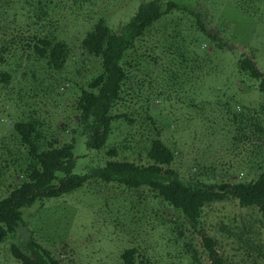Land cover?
I'll return each instance as SVG.
<instances>
[{
  "label": "trees",
  "instance_id": "16d2710c",
  "mask_svg": "<svg viewBox=\"0 0 264 264\" xmlns=\"http://www.w3.org/2000/svg\"><path fill=\"white\" fill-rule=\"evenodd\" d=\"M61 1L0 0V28L5 29L0 35V94L18 115L10 134L0 139V162L21 179L0 199V243L21 226L24 208L71 193L90 178L74 173L75 138L64 141L63 135L81 131L89 148L102 149L115 124L136 127L139 140L122 146L120 160L114 159L120 150L110 148L111 159L92 176L131 191L146 188L159 199L166 209L160 212V203L155 208V229L167 228V244L178 250L177 256H182L177 245L182 228L200 231L203 210L210 203L236 199L243 207H257L264 216V69L256 60L249 55L236 59L235 70L258 81L262 98L235 116L238 132L233 141H250L243 169L256 177L248 182L223 181L210 167H192L184 176L174 167L180 151L165 139L168 129L159 103L168 101L173 80H193L202 62H212L213 53L198 54L190 47V36L169 28L162 0L143 1L116 28L101 19L82 40L69 39L53 20ZM209 36L220 40L217 34ZM80 41L79 47L71 44ZM217 45L224 48L221 41ZM164 59L170 66L163 64ZM72 64L74 69H68ZM62 87L75 91L70 92L68 114L59 119L44 105L58 97ZM202 239L211 264H232L219 253L216 238L202 233ZM11 251L18 264H62L56 251L41 243L12 244ZM198 254L189 249L187 262L201 264ZM140 256L133 246L121 253L120 262L138 264ZM171 259L167 256L164 264Z\"/></svg>",
  "mask_w": 264,
  "mask_h": 264
},
{
  "label": "rangeland",
  "instance_id": "374dc122",
  "mask_svg": "<svg viewBox=\"0 0 264 264\" xmlns=\"http://www.w3.org/2000/svg\"><path fill=\"white\" fill-rule=\"evenodd\" d=\"M143 1L149 0H64L53 20H58L59 30L69 39L79 36L82 40L101 19L115 28L126 22ZM162 1L167 13L163 19H169V28L190 36V47L198 54L213 53L212 62L201 61L193 80H173L168 101L159 103L168 129L165 139L180 151L174 167L184 176L192 167H210L220 180L248 182L256 177L243 169L250 141L233 142L238 132L234 118L246 106L257 105L262 95L257 80L235 69L236 59L242 55L253 57L264 69V0H242V4L237 0ZM2 30L4 27L0 35ZM209 32L219 36L224 48H219ZM71 44L79 47L81 41ZM163 64L170 66L167 59ZM69 67L74 69L73 64ZM73 91L62 87L58 97L47 101L44 106L50 115L61 119L68 114ZM17 116L12 103L0 94V139L10 134ZM134 132H138L136 127L131 130L115 124L102 149L89 148L87 136L81 131L65 133L64 141L75 138L74 173L90 178L71 193L24 208L21 226L0 243V264H18L11 246L29 242L56 251L62 264H121V253L133 246L142 256L138 264H164L169 255V264H189V249L199 252L201 264H211L202 233L217 239L219 253L232 264H264V216L257 207H243L236 199L206 205L200 231L182 228L183 236L177 244L182 256H177L178 250L167 244V228L155 229V208L160 203V212L166 209L159 199L146 188L131 191L92 176L111 159L108 151L113 146L120 150L114 159H121L122 146L139 140ZM5 165L0 162V199L21 184Z\"/></svg>",
  "mask_w": 264,
  "mask_h": 264
}]
</instances>
